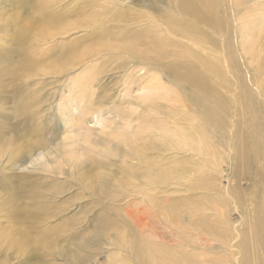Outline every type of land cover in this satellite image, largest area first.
Here are the masks:
<instances>
[{
    "label": "bare ground",
    "instance_id": "obj_1",
    "mask_svg": "<svg viewBox=\"0 0 264 264\" xmlns=\"http://www.w3.org/2000/svg\"><path fill=\"white\" fill-rule=\"evenodd\" d=\"M63 1L0 0V102L5 91L3 82H9L14 87L17 82L28 81L32 77L61 75L73 65L70 61L80 52V62L93 64L84 75L88 80L80 87L88 89L92 82L110 69L111 72L121 73L128 97L135 86L142 91V95L137 98L139 103L137 101L136 104L147 115L129 109L135 103L131 101L132 97L130 101L122 100L120 105L124 108L113 112L110 110V117H106L103 107H100L103 106L102 101L98 109L87 107L82 112L80 100L73 112H82L83 116L80 118L79 114L75 119L72 117L70 130L74 139L69 144L70 151H74L81 145L78 141V137L80 140L82 137L79 135L83 129L81 125L86 124L85 117L91 116L101 129L98 133L94 129L90 131L96 137H86L88 143L96 146L111 140L117 141L111 147L116 157H121L123 162L138 159L140 171L134 173L130 169H123L122 173L127 182L131 177L145 181L141 188L134 187V194L130 196L135 199L150 197L149 191L158 192L157 189L168 188L172 179L178 177L174 166L176 162L172 165L175 168L170 171L163 162L148 160L147 150H153L159 155L169 152L176 155L175 152L179 151L202 157L207 162L217 156L218 150L225 148L232 152L229 160L234 176L244 166L250 167L251 149L244 144L240 132L242 128L238 130L236 126L235 131H228L227 118L232 116L233 111L223 89L225 84L235 85L236 88L244 78L247 87L257 93L260 99H264V78L260 79L261 68L255 63L259 50L257 42L263 28L259 24L261 16L251 13L262 0H167L168 10H163V0L153 1L151 9L122 5L129 0H105L104 3L101 0H90L85 7H79L80 11H74L76 8L73 10L72 7L65 9L60 5ZM114 6H119V9ZM73 17L75 19L71 24L69 20ZM79 28L86 32V37L69 42V51L62 42L53 45L55 39ZM230 53H234L237 59L234 60ZM233 70L237 75L232 73ZM142 81L145 83L141 85ZM250 93L235 96L239 103L247 106ZM16 96L21 102L20 113L27 119L23 127L6 125L10 133L4 132L5 128L0 126V158L6 157L1 170L46 168L45 172L63 175L65 171L62 166L51 164L49 156H58L60 161L56 163L62 164L66 161L64 156L67 147L55 145L53 149L52 143L46 138L47 128L34 125L37 122L31 124L35 119L32 110L36 112L35 106L38 103H33L35 97L31 98L18 89ZM179 111L181 114L188 112V116L182 118ZM98 113L99 118L96 116ZM181 121L184 127L180 126ZM237 125L240 127V124ZM73 128H77V131ZM261 133V144L264 145V128ZM77 159L75 156L71 158L70 171L78 175L79 181L81 175L84 182L89 180L99 183L97 192L101 196L118 199L124 190L115 192V187L80 165ZM93 162L96 163L95 160ZM256 179L260 186L264 185L261 175H256ZM4 183L8 194L3 204L4 219L8 226L0 228L2 247L14 249L20 257H24V264H31L35 260L40 262L34 264H51L49 260L58 257L61 261L79 263L77 250L73 255L69 250L72 247L79 250L80 241L66 238L62 230L63 223L52 225L58 216L46 206L59 195L58 190H52L51 187L47 194L31 183L22 188H17L18 184L8 180ZM237 194L240 197L239 192ZM151 197L156 200L157 194ZM26 201L31 204L26 206L23 203ZM166 203L167 211L174 214L179 201L167 198ZM135 212H127L135 227L130 222L121 221L120 224L118 221L116 223L101 218L96 237L85 239L81 247L94 245L95 241L103 239L106 227L110 226L117 233L116 241L127 250L134 264H200V261L194 263L191 256L182 255L142 237L141 229L146 225L143 220L133 217H137ZM263 228L264 221L257 222L255 229L263 232ZM262 243L264 245V241Z\"/></svg>",
    "mask_w": 264,
    "mask_h": 264
},
{
    "label": "rangeland",
    "instance_id": "obj_2",
    "mask_svg": "<svg viewBox=\"0 0 264 264\" xmlns=\"http://www.w3.org/2000/svg\"><path fill=\"white\" fill-rule=\"evenodd\" d=\"M101 1L102 3L105 2V0ZM153 1L155 0H129L128 3L123 2L122 5L151 9ZM88 2L90 0H64L60 5L65 9L72 7L73 10L76 8L74 11H80V8L88 5ZM60 5L58 4V7ZM119 6L114 7L119 9ZM162 6L163 10H168L169 2L163 0ZM251 13L261 16L259 24L263 28L257 42L259 46L258 59L257 57L255 59L256 65L261 68L259 71L260 74L262 73L259 75L261 79L264 78V0L261 1L258 8L251 10ZM75 17L70 18L71 24ZM85 37V31L80 28L73 29L64 37L55 39L53 45L62 42L61 44L63 45L64 43L67 47L65 48L69 51V42L82 40ZM79 53L76 58L70 61L73 65L69 66L70 68L61 75L48 74L46 76L32 77V79L30 78L31 80L28 79L27 81L26 79L22 82H17L14 87L9 82L5 81L2 83L5 85V91H3V97H1L3 99L0 102V109L2 110V113L0 112V126L5 128L3 131L10 133L6 125L23 127L26 123L27 118L20 113L21 102L19 101L20 98L16 96V90L18 89L23 94L31 96V98L35 97L33 103L38 102L35 106L36 112L32 110L35 119H33L34 121L31 124L37 122L34 125L47 128L45 131L46 138L52 143L53 149L55 145L67 148L65 150L66 156H64L66 161L62 164L56 163L57 160L58 162L60 161L58 156L57 158L55 155L49 156L51 164L62 166L65 171L63 175L45 172L46 168L36 170L32 167L3 171L1 168L5 163L6 157L0 158V228L5 229V226H8L4 219L5 206L3 204L8 199L7 189H5L7 185L5 186L4 182L8 180L12 184H18L17 188H22L21 186L31 183L37 185L38 189L45 191L47 194H49L51 189L58 190L57 194L59 193V195H56V198L46 204L58 216L52 222V225L57 226L63 223L62 230L66 238L80 241L79 250L75 249V247L69 250L71 255L75 254V250H77L79 254L77 257L80 259L79 263L61 261L62 259L58 257L56 260L51 258L49 260L51 264H134L127 250L116 241L117 233L110 226L106 227V235L103 239L99 241L91 240L95 241L94 245L81 247V243L85 239L89 240L96 237L95 233L99 220L109 219L114 222L118 221L120 224L125 221L130 222L135 227L133 221L128 217V210L131 213L132 211H137L134 213L137 214V217H133L144 221L146 226L141 229L142 237L145 236L153 240V242L160 243L182 255L191 256V260L195 261L194 263L200 261V264H264V245L262 243L264 241V231L258 232L255 229L257 222L264 221V185L260 186L259 180L256 179V175H261L264 180V145L261 144V130L264 128V99H260L256 95L257 93L247 87V82L244 78L240 82L242 85L240 84L235 88V85L225 84L226 87L223 89L228 100L230 99L229 107L233 111L231 112L232 116L227 118L228 131H235L236 126L238 130L242 128L240 132H242L244 144L251 149L250 156L252 161L249 164L250 167L244 166L237 173V176H234L232 164L229 160L232 152L230 149L225 148H220L222 151L218 150L217 156H213L215 160L217 158L216 162H214L212 157L206 162L202 157L179 151L175 152L176 155L172 154L173 152L159 155L153 150H147L146 154L148 155H146V158L148 160L155 159L154 161L156 162H163L170 171L176 166L178 177L175 178L176 180L172 179L168 188L157 189L158 192L149 191L150 197L135 199L130 196L131 193L134 194V187L141 188L145 181L131 177L129 182H127L122 173L123 169H130L134 173L140 171L137 166L140 162L138 159H130L128 162H123L121 157H116L112 148L117 141L111 140L96 146L88 143L85 139L86 137L90 139L96 137L90 131L94 129V132L98 133L101 129L99 125L96 126L91 116L85 117L86 124L82 123L81 125L83 128L79 134L82 136L81 140L78 137L81 145L76 150L70 151L71 146L69 144L74 140L70 133V130H72V117L75 119L80 114V118H82L83 108L84 110L87 107L96 109L101 105L99 104L101 101L103 106L100 107H103L106 117H110V110L113 112L116 109L124 108V106L121 107L120 103L122 100L128 99L130 101V97H132L131 101L133 103L135 101V103L129 106V109L147 115L148 113H142L143 108L136 104L139 100L137 98L142 95V91L135 86L131 90V96L128 97L125 86H123L124 79H121V73L111 72L110 69V71H105L96 81L92 82L90 89L80 87L82 83L88 80L84 75L87 74L88 68H91L93 64L80 62ZM230 55L234 60L237 59L234 53H230ZM74 59H76L75 62H73ZM232 73L237 75L234 70ZM144 81H142L141 85L145 83ZM249 92L253 95L251 93L248 95L247 106L239 103L235 95L242 94L244 96ZM80 100L82 101L80 102ZM250 100H254V102ZM79 102L82 112H73V108ZM257 105L260 106V109H258L259 106L257 107ZM37 113L39 114L38 117ZM181 113L179 111V115H183L182 118L188 116L186 114L188 112ZM96 116L99 118L100 114L98 113ZM237 123L240 124V127ZM180 124L182 127L183 121ZM73 129L77 131V128ZM68 138L73 140L71 141ZM249 140L251 144L247 145ZM220 153L221 155L218 156ZM74 156L78 158L80 165L89 168L95 176L99 175L109 182L113 188L115 187V192L116 190H124L122 192L123 195L121 196L122 193L120 192L118 199H110L101 196L97 192L99 183L95 184V182L93 183L89 180L84 182L81 180V175L79 181L78 175L70 171L72 165L70 161ZM94 160L96 163L93 162ZM175 181L176 183H174ZM235 190L239 192L240 197ZM155 193L157 194L156 200L151 197ZM167 198L179 201V206L174 214H171L166 209ZM23 203L26 206L31 204L30 201ZM141 211H144V213L140 214ZM139 228H141V225H139ZM247 261L248 263H246ZM23 262L24 257H20L14 249L2 247V241H0V264H24ZM39 262L35 260L31 264Z\"/></svg>",
    "mask_w": 264,
    "mask_h": 264
}]
</instances>
